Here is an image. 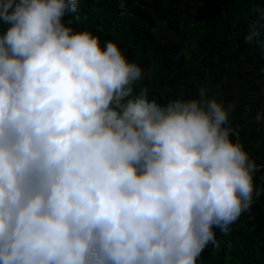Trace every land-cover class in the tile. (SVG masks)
Instances as JSON below:
<instances>
[{"label":"clouds","instance_id":"1","mask_svg":"<svg viewBox=\"0 0 264 264\" xmlns=\"http://www.w3.org/2000/svg\"><path fill=\"white\" fill-rule=\"evenodd\" d=\"M81 2L0 0V264H197L264 193L233 105L149 99L114 40L65 20Z\"/></svg>","mask_w":264,"mask_h":264},{"label":"trees","instance_id":"2","mask_svg":"<svg viewBox=\"0 0 264 264\" xmlns=\"http://www.w3.org/2000/svg\"><path fill=\"white\" fill-rule=\"evenodd\" d=\"M248 0H82L65 17L74 29L87 28L100 39L114 40L145 76L160 103L195 97L201 85L233 105L228 126L257 164L254 185L264 187V29L249 43L256 19ZM78 17V19H77ZM218 246L209 245L197 264H264V193L253 194L249 211L227 233L214 229Z\"/></svg>","mask_w":264,"mask_h":264},{"label":"water","instance_id":"3","mask_svg":"<svg viewBox=\"0 0 264 264\" xmlns=\"http://www.w3.org/2000/svg\"><path fill=\"white\" fill-rule=\"evenodd\" d=\"M236 136H237V139H239V136H238V134L236 133Z\"/></svg>","mask_w":264,"mask_h":264}]
</instances>
